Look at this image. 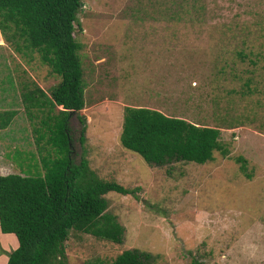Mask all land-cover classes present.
Segmentation results:
<instances>
[{
	"label": "rangeland",
	"instance_id": "374dc122",
	"mask_svg": "<svg viewBox=\"0 0 264 264\" xmlns=\"http://www.w3.org/2000/svg\"><path fill=\"white\" fill-rule=\"evenodd\" d=\"M76 19L85 139L79 145L71 116L73 152L83 147L97 178L133 193L103 195L121 242L70 230L63 264L130 248L153 264H264V0H82ZM58 80L36 52H15L0 34V109L15 110L0 131V174L34 175L40 114H25L20 92L33 82L48 95ZM124 106L216 126L227 152L149 165L119 142Z\"/></svg>",
	"mask_w": 264,
	"mask_h": 264
},
{
	"label": "trees",
	"instance_id": "16d2710c",
	"mask_svg": "<svg viewBox=\"0 0 264 264\" xmlns=\"http://www.w3.org/2000/svg\"><path fill=\"white\" fill-rule=\"evenodd\" d=\"M81 6L82 0H0V34L5 42L29 58L36 52L59 78L48 95L33 82L20 92L25 114L32 119L36 112L40 114V126L33 127L40 164L34 161V175L27 169L22 174L0 175V231L13 233L18 243L10 251L2 250L6 264H63L64 242L70 230L115 243L122 240L123 226L105 210L103 195L133 190L97 178L83 157V147L81 153L73 152L71 145L74 127L69 118L73 115L80 124L79 145L85 139V119L79 114L85 104L80 43L73 35L75 23L79 28L76 13ZM56 106L61 108L53 112ZM14 114L15 110H0V130L10 124ZM219 135L216 126L198 125L144 106H124L119 142L149 165L202 164L213 158V151L227 152ZM236 160L249 177L244 172V159L238 156ZM152 261L149 252L130 248L110 261L94 258L86 264Z\"/></svg>",
	"mask_w": 264,
	"mask_h": 264
},
{
	"label": "crops",
	"instance_id": "0c3cea01",
	"mask_svg": "<svg viewBox=\"0 0 264 264\" xmlns=\"http://www.w3.org/2000/svg\"><path fill=\"white\" fill-rule=\"evenodd\" d=\"M0 110H3V109H0ZM0 173H1V170H0ZM8 173H17V172H8ZM8 173L4 172V174H0V175H5ZM17 244L18 243H17L16 237L13 233H2L0 231V245H1L0 247L4 251L16 248ZM6 260H7V256L4 253H0V264H6Z\"/></svg>",
	"mask_w": 264,
	"mask_h": 264
},
{
	"label": "clouds",
	"instance_id": "9594fccd",
	"mask_svg": "<svg viewBox=\"0 0 264 264\" xmlns=\"http://www.w3.org/2000/svg\"><path fill=\"white\" fill-rule=\"evenodd\" d=\"M60 108H61V106H60Z\"/></svg>",
	"mask_w": 264,
	"mask_h": 264
}]
</instances>
